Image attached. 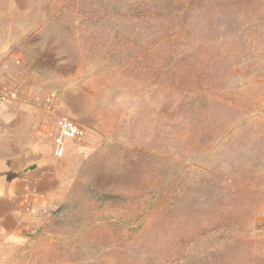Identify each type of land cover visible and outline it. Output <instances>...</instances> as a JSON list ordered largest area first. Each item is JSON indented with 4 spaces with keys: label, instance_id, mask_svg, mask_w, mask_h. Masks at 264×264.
Returning a JSON list of instances; mask_svg holds the SVG:
<instances>
[{
    "label": "rangeland",
    "instance_id": "1",
    "mask_svg": "<svg viewBox=\"0 0 264 264\" xmlns=\"http://www.w3.org/2000/svg\"><path fill=\"white\" fill-rule=\"evenodd\" d=\"M0 91V264H264V0H0Z\"/></svg>",
    "mask_w": 264,
    "mask_h": 264
},
{
    "label": "crops",
    "instance_id": "2",
    "mask_svg": "<svg viewBox=\"0 0 264 264\" xmlns=\"http://www.w3.org/2000/svg\"><path fill=\"white\" fill-rule=\"evenodd\" d=\"M5 102H7L6 98L0 108V196L2 197H6L13 190L15 158L19 155L18 165L21 172L29 167L30 156L27 155L38 152L36 148L39 144L36 139L43 132L40 127H36L34 122L7 114ZM14 129L21 131L20 134L25 139L24 143L17 142L14 137L10 136ZM22 146H24L23 149ZM46 199L52 200V197L46 196Z\"/></svg>",
    "mask_w": 264,
    "mask_h": 264
},
{
    "label": "built area",
    "instance_id": "3",
    "mask_svg": "<svg viewBox=\"0 0 264 264\" xmlns=\"http://www.w3.org/2000/svg\"><path fill=\"white\" fill-rule=\"evenodd\" d=\"M5 98L4 93L0 91V108L3 105ZM56 126L58 129V135L55 138V152L57 155H61L64 150V140L76 138L80 133V127L76 122L65 117L58 119Z\"/></svg>",
    "mask_w": 264,
    "mask_h": 264
}]
</instances>
